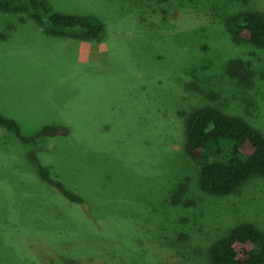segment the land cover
Returning <instances> with one entry per match:
<instances>
[{"label":"rangeland","instance_id":"1","mask_svg":"<svg viewBox=\"0 0 264 264\" xmlns=\"http://www.w3.org/2000/svg\"><path fill=\"white\" fill-rule=\"evenodd\" d=\"M49 2L101 19L105 32L95 42L54 37L0 12V113L28 137L71 129L27 144L0 127V264H150L144 247L162 264H210L230 229L264 230V177L208 194L183 148V113L208 105L264 133V50L226 26L242 11L264 15V0ZM36 150L84 204L41 178Z\"/></svg>","mask_w":264,"mask_h":264},{"label":"trees","instance_id":"2","mask_svg":"<svg viewBox=\"0 0 264 264\" xmlns=\"http://www.w3.org/2000/svg\"><path fill=\"white\" fill-rule=\"evenodd\" d=\"M0 12L28 16L45 34L54 37H66L71 32L81 41L95 42L101 41L105 32L101 19L58 12L49 0H0ZM162 12L167 17L168 12ZM206 13L209 16L217 15L215 10ZM169 16L178 18V10L171 11ZM226 26L236 40L247 41L264 50L262 13L250 10L239 12L226 20ZM183 114L186 115L183 148L189 157L199 162V183L205 192L214 196H226L237 191L252 178L264 177V133L244 118L227 114L209 105ZM0 127L12 132L27 144H36L44 137L68 136L71 133L67 126L48 125L36 135L28 137L22 133L16 120L2 113ZM36 152L37 150L31 157L41 178L71 203L84 204L85 199L82 196L72 192L62 181L52 176L51 167L42 164ZM144 251L147 252L144 253L145 258H153L149 260L150 264H162L154 258L155 252L146 247ZM105 255L109 256V261L113 259V256L106 253L101 256ZM208 260L210 264H264V230L249 222L238 224L210 246ZM120 263L132 264L125 258ZM57 264L74 263L62 259Z\"/></svg>","mask_w":264,"mask_h":264}]
</instances>
